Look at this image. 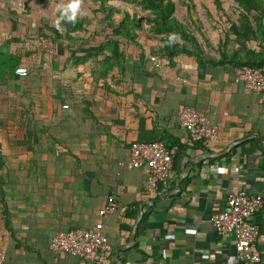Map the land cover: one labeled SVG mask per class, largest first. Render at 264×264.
<instances>
[{
    "label": "crops",
    "instance_id": "crops-1",
    "mask_svg": "<svg viewBox=\"0 0 264 264\" xmlns=\"http://www.w3.org/2000/svg\"><path fill=\"white\" fill-rule=\"evenodd\" d=\"M49 1L0 0V77L7 86L0 84L4 264H85L53 251L51 239L98 223L112 247L105 264H243L234 237L220 235L211 221L242 189L264 198V93L246 92L234 66L218 62L238 49L235 38L230 35L228 43L236 45L226 51L219 39L215 63L202 75L195 58H159L141 44L145 67L139 48L122 43L128 68L110 76L95 59L75 63L68 52L53 60L36 54L35 22L38 29L55 25L36 21L37 8ZM260 38L246 49L264 55ZM102 42L97 36L91 44ZM4 60L29 74L15 81L3 73ZM182 106L207 113L219 129L216 143L189 142L175 116ZM161 136L178 140V155L172 187L152 194L145 190L146 168L119 163L129 160L132 143ZM116 185L125 190L115 210L103 215ZM251 222L259 228L256 248L264 264V207Z\"/></svg>",
    "mask_w": 264,
    "mask_h": 264
},
{
    "label": "trees",
    "instance_id": "trees-1",
    "mask_svg": "<svg viewBox=\"0 0 264 264\" xmlns=\"http://www.w3.org/2000/svg\"><path fill=\"white\" fill-rule=\"evenodd\" d=\"M91 2L94 6V12L99 16L101 30H92V24L86 19L84 15L76 16L70 7H64L60 15V23L58 25H43L39 27L38 37L45 38L49 37L55 48L54 58L57 56H62L65 52H68L70 58L74 60L75 63H85V61L90 59H95L99 61L102 72L109 73L110 76L116 75V73L121 74L126 72L128 64L126 63V55L124 50H122V43L132 44L136 48H139L141 64L147 66V61L145 60V54L141 46L140 36L136 31L130 29L131 21L129 20V15L125 11V8H116L106 5L107 0H87ZM242 15L241 24L238 25L234 22L229 23V30L231 36L235 38V42L238 44V49L233 51L232 54L223 53V56L219 58V63H224L227 61L234 66V69L243 66L257 68L264 73V55H259L256 50L246 49L247 45L251 42L256 41L255 39L260 35L263 36L262 42L264 43V6L258 0H234ZM144 7L153 11L154 16L151 20L152 26L151 32L158 34H169L174 33L176 36L180 37L184 43L179 44L174 41H168L161 51H158V55L162 58H175L178 56L193 57L196 59V63L201 72L204 67L208 64L215 63L216 58L212 56L202 42L198 38L197 34L190 33L185 30L183 26L174 19L173 15L175 13V4L170 0H141ZM215 7L218 14L225 18V11L222 7L220 0H214ZM188 7V6H187ZM188 15L191 18L190 13ZM211 19V18H210ZM196 26L200 35L205 39V34L202 29L201 24L198 23L197 19L191 20ZM103 38L102 44L94 46L91 42L97 37ZM78 43L79 47L76 49L71 44ZM244 48V49H243ZM217 51L220 52L218 49ZM81 53L79 56L78 53ZM244 52V57H241V53ZM36 54L43 56L44 59H48L45 53L41 51H36ZM101 59V61L99 60ZM19 62L12 60H4L2 63V70L5 75L10 74L12 79L15 81H20L23 77L15 76V69L19 66ZM136 66L131 64L130 68L134 69ZM42 69V68H41ZM41 69L40 73L42 72ZM37 70V71H38ZM150 72L149 69L145 71ZM6 77H0V84L6 86ZM7 87V86H6ZM179 109V108H178ZM175 116L179 121L177 112ZM180 124V121H179ZM181 126V124H180ZM182 127V126H181ZM185 131V129H184ZM187 133V132H186ZM188 137L189 142L192 144H200L201 142H193ZM27 139V137H25ZM136 142H162L169 152L173 156L172 170L170 175L171 185L168 190L173 185V174L174 165L176 162L177 153L175 152V145H177L178 140L166 141L164 137H156L151 140H138ZM134 142V143H136ZM26 143L25 141L23 142ZM133 144V143H132ZM206 147V146H205ZM174 152V153H173ZM167 190V191H168Z\"/></svg>",
    "mask_w": 264,
    "mask_h": 264
},
{
    "label": "built area",
    "instance_id": "built-area-1",
    "mask_svg": "<svg viewBox=\"0 0 264 264\" xmlns=\"http://www.w3.org/2000/svg\"><path fill=\"white\" fill-rule=\"evenodd\" d=\"M41 45V46H40ZM39 47L54 55V44L49 37L41 38ZM152 60H156L152 58ZM28 69L18 67L15 74L25 76ZM235 81L242 82L248 93H264V73L252 67H239L235 70ZM64 108H67L65 106ZM180 124L193 142L211 145L217 142L219 129L210 125L207 113L193 107L182 106L177 112ZM173 156L162 142H136L130 147V158L119 165L128 169L146 168L145 190L148 193H165L170 187V175ZM125 190L122 185H116L108 197L107 205L102 214L107 215L117 207L116 197ZM264 207V198L250 194L242 189L232 194L226 201L224 210L215 213L212 224L220 235H232L235 239L237 260L243 264H262L259 251L256 248L259 228L251 222L252 217ZM51 248L55 252L66 253L80 258L85 264H105L112 247L104 232L102 223L92 229H75L58 231L52 236ZM5 256L0 252V264H4Z\"/></svg>",
    "mask_w": 264,
    "mask_h": 264
},
{
    "label": "rangeland",
    "instance_id": "rangeland-1",
    "mask_svg": "<svg viewBox=\"0 0 264 264\" xmlns=\"http://www.w3.org/2000/svg\"><path fill=\"white\" fill-rule=\"evenodd\" d=\"M175 4V13L173 15L174 19L177 20L185 30L190 33L198 35V38L202 42L206 51L210 54H215L218 52L216 50L217 43L219 39L224 38V43L221 44V49H231L236 43H228L229 39L232 38L231 32L228 28L229 23L234 22L238 25L241 24L242 15L240 8L234 0H220L222 7L225 11V18H222L215 7L214 0H170ZM264 6V0H258ZM73 0H50L49 2L43 3L36 10L38 14L36 15V21H50V24L58 25L60 23V15L63 7H70ZM41 3V2H40ZM106 5L111 7H116L118 9L125 8V11L129 15V20L131 21L130 29L136 31L139 34L141 44L148 45L155 56L161 58L157 55L158 51L164 49L168 41H174L175 43L182 44L184 41L176 36L174 33L169 34H158L152 33L150 30L152 23L151 20L154 16L153 11L144 7L141 0H107ZM188 6V7H187ZM72 9V8H71ZM94 6L91 2L87 0H79V9L73 10L76 16L84 15L86 19L91 23L97 31H100V19L99 16L94 12ZM188 12L191 15H188ZM211 18V19H210ZM192 19H197L198 23L201 24L202 29L205 34V39L200 35L197 26L191 21ZM40 23V22H39ZM35 32L34 36L31 37V42L34 47H37L39 51L45 53L48 59L53 60V56H49L43 48L39 47V42L41 38L38 37V27L35 22L34 24ZM33 28V29H34ZM261 36L259 35L255 40L257 43L260 41ZM229 44L231 45L228 48ZM41 46V45H40ZM231 50H229L230 52ZM228 52V51H227ZM233 52V51H231ZM216 55V54H215ZM53 64V63H52ZM53 69V66H51Z\"/></svg>",
    "mask_w": 264,
    "mask_h": 264
},
{
    "label": "clouds",
    "instance_id": "clouds-1",
    "mask_svg": "<svg viewBox=\"0 0 264 264\" xmlns=\"http://www.w3.org/2000/svg\"><path fill=\"white\" fill-rule=\"evenodd\" d=\"M71 8L73 10H77L79 9V0H73L72 4H71Z\"/></svg>",
    "mask_w": 264,
    "mask_h": 264
},
{
    "label": "water",
    "instance_id": "water-1",
    "mask_svg": "<svg viewBox=\"0 0 264 264\" xmlns=\"http://www.w3.org/2000/svg\"><path fill=\"white\" fill-rule=\"evenodd\" d=\"M184 171H185V173L187 172L185 169H184ZM180 183H181V181H180L179 184L176 186L178 190L180 189Z\"/></svg>",
    "mask_w": 264,
    "mask_h": 264
}]
</instances>
